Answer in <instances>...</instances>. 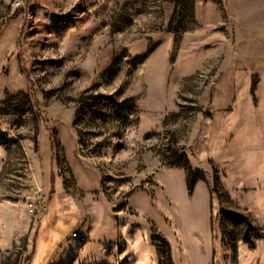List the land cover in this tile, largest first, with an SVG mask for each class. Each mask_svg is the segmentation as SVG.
<instances>
[{
	"label": "rangeland",
	"instance_id": "374dc122",
	"mask_svg": "<svg viewBox=\"0 0 264 264\" xmlns=\"http://www.w3.org/2000/svg\"><path fill=\"white\" fill-rule=\"evenodd\" d=\"M0 264H264V0H0Z\"/></svg>",
	"mask_w": 264,
	"mask_h": 264
},
{
	"label": "built area",
	"instance_id": "2783aa9c",
	"mask_svg": "<svg viewBox=\"0 0 264 264\" xmlns=\"http://www.w3.org/2000/svg\"><path fill=\"white\" fill-rule=\"evenodd\" d=\"M47 212L46 200L44 196H40L35 202L30 205V213L32 215H43Z\"/></svg>",
	"mask_w": 264,
	"mask_h": 264
},
{
	"label": "trees",
	"instance_id": "16d2710c",
	"mask_svg": "<svg viewBox=\"0 0 264 264\" xmlns=\"http://www.w3.org/2000/svg\"><path fill=\"white\" fill-rule=\"evenodd\" d=\"M51 141H52V144H53V146L56 144V140H55V138H54V136H52V139H51ZM187 172H188V170H186ZM194 191V185H189L188 186V192H189V194H192V192ZM54 194V193H53ZM159 238V237H158ZM158 238H153V244L155 245V244H157V242H156V240L158 239Z\"/></svg>",
	"mask_w": 264,
	"mask_h": 264
}]
</instances>
